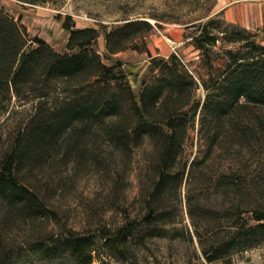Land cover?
<instances>
[{"label": "trees", "instance_id": "trees-1", "mask_svg": "<svg viewBox=\"0 0 264 264\" xmlns=\"http://www.w3.org/2000/svg\"><path fill=\"white\" fill-rule=\"evenodd\" d=\"M218 18L186 28L193 69L176 54L153 56L155 25L144 20L105 31L101 55L103 25L57 16L68 34L58 52L0 6V264L16 262L4 230L55 215L25 176L56 158L90 159L116 219L48 233L29 247L45 262L93 264L102 250L138 264L160 240L201 263L234 264L264 246V41ZM128 50L148 57L138 92L121 61L105 62Z\"/></svg>", "mask_w": 264, "mask_h": 264}, {"label": "rangeland", "instance_id": "rangeland-1", "mask_svg": "<svg viewBox=\"0 0 264 264\" xmlns=\"http://www.w3.org/2000/svg\"><path fill=\"white\" fill-rule=\"evenodd\" d=\"M228 1L237 0H0V6L20 19L31 36L45 40L58 52L65 50L68 34L62 29L57 16H71L77 28L100 30L103 25L105 28L101 30L97 48L101 55L105 52V31L125 20H144L155 25L154 34L148 41V49L153 56L168 58L176 54L195 69L199 63L198 52L190 44L192 31L186 28L213 16L231 24L218 13ZM245 30L255 34L258 42L263 43V26ZM116 60L122 62L134 91L138 92L142 79L148 73V57L144 53L128 50L105 62L112 64ZM25 181L41 193L55 215L43 221H16L3 231L2 248L12 249L15 264H72L67 258L45 262L32 254L29 247L46 240L48 233H60L65 228L80 233L93 231L116 219L109 202L108 179L98 173L89 158L80 166L65 164L56 158L43 168L27 173ZM149 249L139 254L138 264H205L182 245L173 244L170 247L167 242L154 240ZM100 253L101 260H95L93 264H120L102 254V250ZM248 263L264 264V246L234 258V264Z\"/></svg>", "mask_w": 264, "mask_h": 264}, {"label": "crops", "instance_id": "crops-1", "mask_svg": "<svg viewBox=\"0 0 264 264\" xmlns=\"http://www.w3.org/2000/svg\"><path fill=\"white\" fill-rule=\"evenodd\" d=\"M218 13L227 22L253 30L264 27V0H237L224 3Z\"/></svg>", "mask_w": 264, "mask_h": 264}]
</instances>
